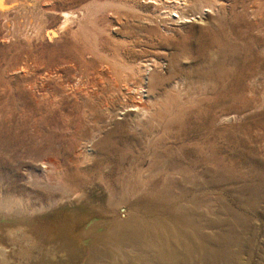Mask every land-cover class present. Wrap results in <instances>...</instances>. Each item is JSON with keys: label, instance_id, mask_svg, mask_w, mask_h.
I'll return each instance as SVG.
<instances>
[{"label": "rangeland", "instance_id": "1", "mask_svg": "<svg viewBox=\"0 0 264 264\" xmlns=\"http://www.w3.org/2000/svg\"><path fill=\"white\" fill-rule=\"evenodd\" d=\"M43 12L0 21L1 263L264 264V0Z\"/></svg>", "mask_w": 264, "mask_h": 264}, {"label": "bare ground", "instance_id": "2", "mask_svg": "<svg viewBox=\"0 0 264 264\" xmlns=\"http://www.w3.org/2000/svg\"><path fill=\"white\" fill-rule=\"evenodd\" d=\"M40 0H0V21L2 20V27L4 29V36L8 39L10 37L12 38H17L20 37L25 40L26 44L30 45L31 42V37L32 35H36V36H46V32L43 30V22H41L42 20L45 19V12H43L41 14V16L36 19L35 17V21H32V14H33V9L37 7L38 3ZM49 10V9H48ZM12 11L15 16L13 17V19H9L8 16V12ZM49 12V11H48ZM73 12V10H72ZM22 13V14H21ZM50 13V12H49ZM19 14H21L22 16H20ZM13 14L11 13V16ZM64 21H67V19L69 18V16L71 15V13L68 12H64L62 14H60ZM75 15V14H74ZM10 16V18H11ZM33 17V16H32ZM44 17V19H43ZM56 20V19H54ZM78 20V19H77ZM61 21V20H60ZM1 27V25H0ZM1 27V28H2ZM31 28V34L32 35H26L23 34L22 30L24 31L25 28ZM30 31V30H29ZM27 32V31H26ZM3 35V34H2ZM35 36V37H36ZM5 39V38H4ZM33 39V38H32ZM51 40V39H50ZM8 41V40H7ZM14 41V40H12ZM137 105V104H136ZM143 184V183H142ZM144 185V184H143ZM125 199V198H124ZM114 201V199H113ZM115 202V201H114ZM111 203V202H110ZM109 204V203H108ZM116 204V203H115ZM119 205H121L119 203ZM118 205V206H119ZM122 206V205H121ZM119 206L118 207V217L115 219H112L111 223L109 222V226H107V232H110L111 229L114 227V225L116 224V222L118 220L120 221H124L128 218V214L126 212V210ZM145 207V206H144ZM182 210V209H181ZM172 225V224H171ZM10 231V229H9ZM35 232H37V229L35 230ZM34 232V234H36ZM147 235V234H146ZM103 240V239H102ZM165 240V239H164ZM35 241V240H34ZM108 241V240H107ZM110 241V240H109ZM37 243V241H35ZM102 242V241H101ZM106 243V241H105ZM109 243V242H108ZM112 243V242H111ZM33 244V243H32ZM35 245V244H34ZM33 245V246H34ZM112 245V244H111ZM119 246V245H118ZM2 247V246H1ZM31 245L29 244V248L31 249ZM110 248V247H109ZM113 248V247H112ZM115 248V246H114ZM113 248V249H114ZM3 249V247H2ZM118 249V248H116ZM129 249V248H128ZM4 250V249H3ZM5 251V250H4ZM118 251V250H117ZM3 252V251H2ZM121 253V252H119ZM2 254V253H1ZM5 254V253H4ZM2 254V255H4ZM2 255H1V260L2 259ZM122 255V253H121ZM123 256V255H122ZM123 258V257H122ZM117 259V258H116ZM126 259V258H124ZM159 259V257H158ZM0 260V262H1ZM157 260V259H156ZM160 260V259H159ZM5 262V261H4ZM153 262V261H152ZM156 262V261H155ZM7 263V262H6ZM100 263V262H99ZM161 263V260H160ZM4 264V263H2ZM156 264V263H155ZM163 264V263H162Z\"/></svg>", "mask_w": 264, "mask_h": 264}, {"label": "crops", "instance_id": "3", "mask_svg": "<svg viewBox=\"0 0 264 264\" xmlns=\"http://www.w3.org/2000/svg\"><path fill=\"white\" fill-rule=\"evenodd\" d=\"M1 236H2V234H1ZM1 244V243H0ZM4 249V248H3ZM2 249V247L0 246V251H3L2 253L4 254V250ZM4 258V255L2 256V259ZM4 263V262H3ZM0 264H2L1 262H0Z\"/></svg>", "mask_w": 264, "mask_h": 264}]
</instances>
